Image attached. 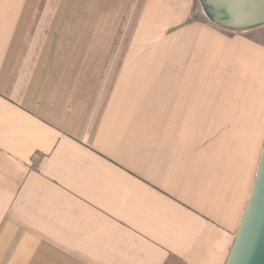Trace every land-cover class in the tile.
Segmentation results:
<instances>
[{
    "label": "crops",
    "instance_id": "1",
    "mask_svg": "<svg viewBox=\"0 0 264 264\" xmlns=\"http://www.w3.org/2000/svg\"><path fill=\"white\" fill-rule=\"evenodd\" d=\"M262 28L198 0H0V264H225L263 147ZM77 35L109 37L106 74Z\"/></svg>",
    "mask_w": 264,
    "mask_h": 264
},
{
    "label": "water",
    "instance_id": "2",
    "mask_svg": "<svg viewBox=\"0 0 264 264\" xmlns=\"http://www.w3.org/2000/svg\"><path fill=\"white\" fill-rule=\"evenodd\" d=\"M205 17L222 29L264 26V0H198ZM225 264H264V145L242 220Z\"/></svg>",
    "mask_w": 264,
    "mask_h": 264
},
{
    "label": "rangeland",
    "instance_id": "3",
    "mask_svg": "<svg viewBox=\"0 0 264 264\" xmlns=\"http://www.w3.org/2000/svg\"><path fill=\"white\" fill-rule=\"evenodd\" d=\"M198 6L200 7L199 1H198ZM70 24L76 26L77 22L74 20H70ZM259 34L263 39L264 38V28L261 29V32ZM81 38L85 39L86 41L84 45L85 59L90 60V61L94 59H99L102 62L101 67L99 69L96 67L95 68L88 67L86 68V71L92 72L93 75L98 74L97 73L98 71L101 72V76L106 74L108 70L107 66H108V60L110 59V54H112L114 51V47L109 46V37L101 35L100 37H97V39H95L93 42L92 37L90 35H87L86 37L77 35L76 38H74L73 36H69V43H70V40L72 39L77 40ZM70 49L76 50V48H70ZM256 134L257 133H255V135ZM259 137L261 140V146H263L264 145V132H260Z\"/></svg>",
    "mask_w": 264,
    "mask_h": 264
}]
</instances>
